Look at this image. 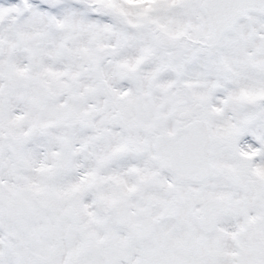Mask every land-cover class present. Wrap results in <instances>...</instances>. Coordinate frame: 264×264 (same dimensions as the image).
<instances>
[{
    "label": "snow or ice",
    "instance_id": "1",
    "mask_svg": "<svg viewBox=\"0 0 264 264\" xmlns=\"http://www.w3.org/2000/svg\"><path fill=\"white\" fill-rule=\"evenodd\" d=\"M0 264H264V0H0Z\"/></svg>",
    "mask_w": 264,
    "mask_h": 264
}]
</instances>
